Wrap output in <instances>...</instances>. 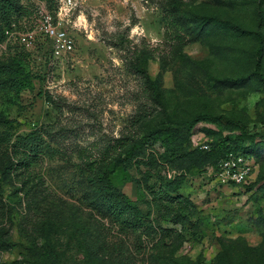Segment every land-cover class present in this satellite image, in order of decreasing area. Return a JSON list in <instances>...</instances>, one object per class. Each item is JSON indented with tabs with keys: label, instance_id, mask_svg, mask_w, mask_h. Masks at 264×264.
Segmentation results:
<instances>
[{
	"label": "rangeland",
	"instance_id": "374dc122",
	"mask_svg": "<svg viewBox=\"0 0 264 264\" xmlns=\"http://www.w3.org/2000/svg\"><path fill=\"white\" fill-rule=\"evenodd\" d=\"M17 1L30 21L36 4ZM178 1L180 43L166 35L168 0H79L62 57L41 37L29 55L0 40V264H264V0ZM148 77L157 91L145 94ZM156 94L171 118H222L188 138L153 136L125 165L117 145L154 126ZM34 129L48 150L14 170L22 156L3 133ZM226 138L250 163L249 187L222 181L201 154ZM79 149L109 156L140 221L107 207Z\"/></svg>",
	"mask_w": 264,
	"mask_h": 264
},
{
	"label": "trees",
	"instance_id": "16d2710c",
	"mask_svg": "<svg viewBox=\"0 0 264 264\" xmlns=\"http://www.w3.org/2000/svg\"><path fill=\"white\" fill-rule=\"evenodd\" d=\"M45 1L49 9L51 10L56 9L57 0H45ZM168 1L171 2V6L168 9L169 12L168 25L172 29V31L170 32L171 34H168L166 32V35L169 40L175 41L176 43H180L182 40V34L180 31H182L181 29L183 28V24L182 22L177 20V18H174L172 20L170 19V15H174L176 12H178L179 1L178 0H168ZM25 8L26 7L22 1L20 2L17 0H0V17L4 21V24L0 27V40L2 41V43L5 40V35H4L5 29L9 27L11 22L17 21L22 16L27 14ZM175 21L178 23H176ZM258 36L261 35L258 34ZM42 39L43 41L47 42L45 51L49 52L48 50L50 45L49 40L47 38H42ZM19 46L21 47V50L24 52V54L26 55L30 54V51H28L27 48H25L22 45ZM260 60H261L260 57H257L255 70H254L255 74H259ZM133 67L138 68V66L136 65ZM247 78H249V75H244L240 77L239 80H244ZM142 85L145 94L149 90L157 91L156 82L151 80L149 77L143 81ZM155 99L157 100V104L160 109L157 108L158 110L156 112L157 122L154 124V126L151 127L146 134L140 137V139H134L132 143H130L131 141L130 139L126 138L125 141L121 139L120 143H118L117 145L119 149L118 160L124 162L125 165H129L132 159L134 158V156L137 155V151H136L137 146L141 143H145L150 138H153V136L160 135L161 133H171L174 134L175 136L180 135L183 138H188L191 130L198 123L216 122L222 118V115H214L208 112H204V113L195 114L187 119H174L171 118L169 114L165 111L162 102L157 94L155 95ZM154 113H155V107L154 109L149 111L148 110L140 111L138 113L139 115L134 120V124H138L141 121H144L145 119L154 115ZM3 141L9 144L12 155L22 156L18 161V163H16L15 166L13 167L14 170L21 168L26 170L33 159H35L41 154H44L46 149L48 150V145L45 143L42 132L38 129H34L25 134H16L13 136V138L11 134L6 130L3 133ZM201 154L210 160L212 159L211 166L214 172L219 170L220 161L225 159L229 154L240 155L235 153V151H233L232 149H230L228 138L219 141L218 143L211 146L208 149V151H203ZM122 155L123 158L121 157ZM78 156L79 158L85 160V163L87 164V168L92 172L93 174L92 181L95 183L94 185L96 187V191L98 192L99 197L102 198L103 201H105L107 207L115 209L118 215L120 214L123 215L128 211L129 212L132 211L131 213L132 218L137 219V221H140L138 220V218H141V212L135 207H132V209H130L131 204L129 199L111 183V178H110L111 172L104 165V162H106L109 159V156L104 155L103 156L104 158L102 160H98V159L90 160L88 159V156L84 154L83 149H79ZM254 182L255 181L253 180L252 182L244 186L249 187ZM175 188L176 187H174V189ZM177 206H181V205L179 204ZM176 214L180 216L179 212Z\"/></svg>",
	"mask_w": 264,
	"mask_h": 264
},
{
	"label": "built area",
	"instance_id": "2783aa9c",
	"mask_svg": "<svg viewBox=\"0 0 264 264\" xmlns=\"http://www.w3.org/2000/svg\"><path fill=\"white\" fill-rule=\"evenodd\" d=\"M30 1L36 4V14L30 16V21L21 17L11 22L4 31L3 46L18 44L28 49L41 37L49 40L50 51L54 57L70 54L74 50L75 41L65 22L79 0H58L55 10L49 9L45 0ZM204 148H207V145ZM250 171L247 158L229 154L220 161L218 173L224 182L247 185L252 182Z\"/></svg>",
	"mask_w": 264,
	"mask_h": 264
}]
</instances>
